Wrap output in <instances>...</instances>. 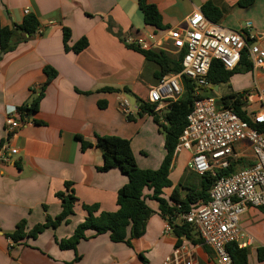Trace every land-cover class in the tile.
Segmentation results:
<instances>
[{
  "label": "crops",
  "instance_id": "crops-1",
  "mask_svg": "<svg viewBox=\"0 0 264 264\" xmlns=\"http://www.w3.org/2000/svg\"><path fill=\"white\" fill-rule=\"evenodd\" d=\"M208 1L149 0L163 16L161 30L145 24L139 0H1L2 27L20 26L26 16L34 15L41 33L31 37L20 33L13 50L0 52V146L8 137L7 111L31 106L43 91L44 97L38 111L25 117L23 127L9 141L19 153L8 163L0 162V264H163L174 252L178 237L174 231L166 232L168 220L161 215L159 203L150 199L153 213L146 233L132 240V246L114 243L108 234L81 241L77 252L62 250L59 242L69 239L85 220L83 205H98L105 212L118 210V192L128 179L118 169L99 171L104 158L95 146L97 136L130 140L142 170H158L167 154L158 124L150 115L140 116L133 95L136 102L131 104L130 116L134 120L129 121L120 109L124 93L101 91L129 88L148 99L160 81L158 65L131 49L126 39L153 38V51L177 60L181 52L168 33L185 27L187 18ZM212 1L224 13L221 25L247 34L252 43L264 44V0H255L249 7H239L240 0ZM249 23L252 28L247 30ZM65 29L71 32V47L82 38L88 40V47L79 54L67 52ZM46 67L58 76L44 90ZM77 136L94 146L82 151ZM191 159L186 150L175 156L170 175L179 171V179L162 196L171 207L176 206L170 200L174 192L184 201L188 193L201 189V176L192 170ZM66 183L72 184L79 199L69 224L11 247L9 234L22 220L32 229L61 214L62 202L56 195L66 190ZM145 195L152 192L147 190ZM176 222L180 224L179 218ZM241 224L256 240L249 247L250 264H264L256 255L264 247V210L249 208ZM199 239L194 229L191 238L181 241L194 250L199 264H216L211 248L193 243Z\"/></svg>",
  "mask_w": 264,
  "mask_h": 264
},
{
  "label": "built area",
  "instance_id": "built-area-1",
  "mask_svg": "<svg viewBox=\"0 0 264 264\" xmlns=\"http://www.w3.org/2000/svg\"><path fill=\"white\" fill-rule=\"evenodd\" d=\"M251 28L249 23L245 29ZM168 36L180 52L185 51L182 71L164 76L150 90L149 100L157 104V111H166L172 101L184 95V77L196 84L197 99L180 136L176 155L183 150L191 152L192 170L199 176L211 174L217 178L210 190V200L181 214L179 220L193 225L202 246L213 250L216 264H235L229 247L237 244L240 248H249L256 241L243 229L242 216L249 208L264 210V85L256 80L254 88L245 91L244 110L250 118L248 122L219 104L220 86L212 84L208 78L215 61H220L227 71H234L247 58L252 73L259 79V75H264V44L252 43L247 34L210 20L201 9L187 18L185 27L170 31ZM152 39L130 36L126 43L149 51L154 49ZM205 91L211 94L205 95ZM130 107V100L124 97L120 106L122 113L129 116ZM23 125L19 110L9 109L6 113L8 137L0 146V162L8 163L19 153L9 141ZM244 161L251 164H241L236 172L218 177L217 172ZM166 232H173L169 223ZM163 264L199 263L194 250L182 243Z\"/></svg>",
  "mask_w": 264,
  "mask_h": 264
},
{
  "label": "trees",
  "instance_id": "trees-1",
  "mask_svg": "<svg viewBox=\"0 0 264 264\" xmlns=\"http://www.w3.org/2000/svg\"><path fill=\"white\" fill-rule=\"evenodd\" d=\"M255 0H240L239 7H249ZM1 6V0H0ZM139 6L144 16L146 25L163 29V16L158 7L150 3L149 0H139ZM203 13L212 21L220 23L224 17L223 11L211 0L202 7ZM39 31V21L34 15L26 16L24 22L20 26L14 28L2 27L0 23V52L6 53L14 49V43L18 34L25 33L28 37L34 36ZM71 32L68 29L64 31V47L67 52L79 54L84 51L89 42L86 38H82L74 46H70ZM131 49L142 53L147 61L158 65L160 71L157 78L161 80L169 74H177L182 71V60L185 51H182L177 60L171 59L165 52L153 50H143L137 46H129ZM252 72V66L247 58H244L240 66L234 71H227L220 61H215L209 74V81L214 85L227 83L239 72ZM47 82L45 88L58 76V72L46 67ZM183 85L185 88L184 95L177 101H172L167 110L164 112L157 111V104L152 103L149 98L143 99L133 94L131 89L123 90L115 88H104L102 92L109 93H129L133 95L140 108V116L150 115L158 124L160 131L165 136L166 157L158 170H142L136 161L132 144L130 140L117 136H97L95 146L101 150L104 158V164L99 171L108 172L112 169H118L128 179L118 192L116 212L101 211L98 205H83L86 213L85 220L79 224L69 239L59 242L62 250H72L77 252L78 245L81 241L87 240L100 235L108 234L114 243H124L132 246V240L142 237L146 233L148 220L153 211L149 207L147 200H154L159 203L161 215L168 220L172 226L175 235L178 237V244H182L183 237L191 238L194 227L188 223H177L176 219L181 214L190 212L198 206L200 201L208 202L210 200V190L213 187L216 177L211 174L201 176V189L188 193L186 200L182 201L177 198L174 192L170 200L174 202L175 207L169 205L168 200L163 198L165 190L172 187L170 174L173 162L176 156V148L179 144L180 136L187 126L188 115L192 112L195 100L194 95L196 84L190 79L184 77ZM243 93L232 92L220 98L219 104L224 108L235 111L244 120L250 122L247 112L244 110L246 101ZM44 97V91L35 99L31 106H23L19 108L22 119L35 113L39 109V105ZM105 107V104H100ZM129 121H133L132 116H127ZM81 144V150L86 151L94 146L93 143L86 141L83 137L77 136ZM242 165L247 166L251 162H236L227 170L217 172L218 177L228 176L236 172ZM152 192L151 196H146L145 192ZM62 202V212L55 218H48L45 223L38 224L32 229L28 228V221L22 220L18 223L15 231L9 234V238L14 245H20L28 239H37L47 229H57L63 224H69L70 218L75 214V206L79 199L72 188L71 183H66V190L56 195ZM194 244H203L201 238L194 240ZM209 250L207 246H204ZM229 251L233 257L235 264H250V249L240 248L237 244H232ZM257 260L264 262V247H259L256 251Z\"/></svg>",
  "mask_w": 264,
  "mask_h": 264
},
{
  "label": "rangeland",
  "instance_id": "rangeland-1",
  "mask_svg": "<svg viewBox=\"0 0 264 264\" xmlns=\"http://www.w3.org/2000/svg\"><path fill=\"white\" fill-rule=\"evenodd\" d=\"M256 80L261 85H264V75H262L261 78L257 79L253 73H249L247 71H242V72L236 73L230 79V81H228L227 83H223V84L220 85L218 96L219 97H222V96L228 95V94H230L232 92L240 93V92H243V91L252 90V88H254V86L256 84ZM203 93L205 95H209V94H211V91H208V92L205 91ZM161 134L164 136V133H163L162 130H161ZM164 138H165V136H164ZM189 159L190 158L188 157V160ZM179 174H180V172L178 171L176 173H173V175H170V179H171V181L173 183H177L178 182ZM181 189L182 188H179L180 192H182ZM252 257L253 258L254 257L256 258V255L254 254Z\"/></svg>",
  "mask_w": 264,
  "mask_h": 264
},
{
  "label": "water",
  "instance_id": "water-1",
  "mask_svg": "<svg viewBox=\"0 0 264 264\" xmlns=\"http://www.w3.org/2000/svg\"><path fill=\"white\" fill-rule=\"evenodd\" d=\"M216 89L218 90V88H216ZM124 95L126 98H128L130 100L131 104H133V105L135 104L136 100L132 95H130L129 93H124Z\"/></svg>",
  "mask_w": 264,
  "mask_h": 264
}]
</instances>
